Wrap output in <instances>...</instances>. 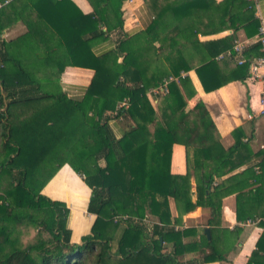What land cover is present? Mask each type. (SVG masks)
Instances as JSON below:
<instances>
[{
  "label": "trees",
  "instance_id": "16d2710c",
  "mask_svg": "<svg viewBox=\"0 0 264 264\" xmlns=\"http://www.w3.org/2000/svg\"><path fill=\"white\" fill-rule=\"evenodd\" d=\"M18 1L9 0L0 7V21H5L0 22V32L17 20L7 21L9 9L15 16L23 15L28 28L0 45V264H199L225 259L224 231L228 229L218 224L226 179L211 185L235 168L232 152L242 140L211 155L210 147L220 135L203 100L173 127L168 123L184 107V93L187 97L195 93L189 76H179L183 70L194 67L205 91L250 77V62L262 55L261 43L243 49L246 61L242 63L234 45L241 29L247 36L259 34L256 1L144 0L152 20L131 35L123 30L125 0H90V13L72 0H35L25 11L17 7ZM188 15L193 23L179 27L177 20ZM224 28L232 33L215 40L195 39L200 32ZM115 31L116 46L94 53L93 42L106 40ZM39 36L35 52L42 70L10 52ZM198 46L206 50L205 55L192 52ZM67 65L94 70L84 93L69 95L43 87V81L59 79ZM170 75L179 80L170 82L169 92L158 96L161 100L155 107L148 91ZM124 99L127 108L120 106ZM76 111L89 129L72 143L68 162L91 187L88 210L97 215L80 242L71 240L66 202L36 191L29 183L31 174L64 137V128ZM125 111L136 126L116 138L109 121ZM175 143L186 149L188 170L183 174L171 172ZM261 152L258 166L264 171V147ZM255 171L254 183H261L250 197L259 204L264 201V172ZM246 196L237 193L239 220L247 213ZM171 198L179 211L175 225H171ZM198 206L210 208L211 237L204 232L199 240L186 242L197 230L182 225V215ZM149 214L158 221L148 225L144 219ZM24 225L35 228L26 242L20 237ZM260 227L263 231L246 264H264V221ZM236 231L238 227L229 230L232 237ZM168 243L170 249L165 250ZM194 251L199 257L180 258Z\"/></svg>",
  "mask_w": 264,
  "mask_h": 264
},
{
  "label": "crops",
  "instance_id": "0c3cea01",
  "mask_svg": "<svg viewBox=\"0 0 264 264\" xmlns=\"http://www.w3.org/2000/svg\"><path fill=\"white\" fill-rule=\"evenodd\" d=\"M8 1L9 0L2 2V5ZM34 1L35 0H19L16 3H18V8L23 7L25 11V9L32 6ZM72 1L84 13L93 11L90 0ZM216 1L222 2L223 0ZM122 10L124 18L123 30L129 33L128 35L145 29L152 20L144 0H125L122 5ZM12 11L13 9L7 11V21L11 20L13 17H16L17 20L2 29L0 32V45L5 42L8 43L27 32V25L21 20L23 15L18 14V16H15ZM215 12L216 15L220 14L216 9ZM203 14L205 15V13ZM255 14L261 20V24L264 25V0L256 1ZM204 18L208 19V16H204ZM193 20L192 16L188 15L177 20V24L179 27H187L193 23ZM3 22L5 21L3 20ZM209 31L213 30L200 32L195 39L197 41L215 40L232 33V29L226 28L218 32ZM31 38L34 42H29L28 39L21 47L17 46L16 48H10V52H14L19 56L21 55L28 66H33L35 69L38 68V70H42L43 64L39 61L41 58H39L35 52V50H37L36 38L42 39V37ZM117 38L118 34L115 31L106 40L99 42L94 41L92 45L93 52L100 54L114 48L117 44ZM257 39L258 34L247 36L244 29L237 32L236 41H239L243 48L251 47ZM192 52H197L199 55L206 54V50L200 46L196 47L195 50L192 49ZM54 69L56 71L59 70L54 67H52L51 70ZM186 73V76L190 78L189 86L195 89V93L187 97L183 91V86H181L182 93H184L185 97V105L169 121L168 126L173 127L197 101L203 100L220 135L219 140L210 147L211 155L217 156L232 146L236 139L240 138L242 140L239 148L232 152V160L236 162L235 168L222 176L216 177L211 185L212 187L215 183H221L226 179V181H224V187H226V189L222 196L221 216L218 224L224 230L228 229L227 232L224 231L227 235L225 243L223 244L225 259L200 262L199 264H246L252 251L256 248L257 240L263 231V228L260 226L245 225L248 218L264 216V201L259 204H254L252 203L254 199L251 201L250 197L255 186L261 183H254V176L257 173L255 170L259 171V173L263 171L258 166L263 156L261 151L264 147V114L261 106L263 84L249 77L243 81L233 79L214 90L205 91L194 67L186 70ZM93 76L94 70L91 68L67 65L59 79L50 82L47 80L43 81V87L62 90L69 95L81 94L85 92ZM150 89L148 91V97L156 107L161 99L151 95ZM113 114L115 113L113 112ZM109 126L113 135L116 138H120L129 129L135 127L136 123L125 111L119 117L111 118ZM88 129L89 126L85 124L83 115L79 111H76L64 128L65 134L62 140L55 146V149L52 150L50 155L38 165L29 179V183L36 191L53 199L66 202L70 209L68 222L72 230L71 240L73 242H80L81 237L90 232L97 217L96 214L88 210L92 192L91 187L85 182L83 176L77 173L68 162L71 155L70 148L72 143L80 134ZM186 157L185 146L181 143H175L172 147L171 155L172 173L183 174L187 172L188 164ZM230 165L227 166V168H229ZM248 167H252V169H247ZM192 184L193 198L196 199V181L194 176L192 177ZM243 192L247 194L245 201L248 209L247 213H242L245 218L239 220L237 217V193ZM170 210L171 225H175V220L179 216V211L177 209V201L174 198L170 199ZM210 217V208L205 206H198L195 210L183 214L181 224L197 230L194 234L186 237L185 241L190 242L199 240L201 234L209 227L208 220ZM144 221L148 223V225H151L158 220L155 216L149 214ZM234 227H238V231H236V234L232 237L229 230H233ZM170 246L171 244L168 243L165 250H169ZM196 257H199V253L196 251L180 256L182 260H189Z\"/></svg>",
  "mask_w": 264,
  "mask_h": 264
},
{
  "label": "built area",
  "instance_id": "2783aa9c",
  "mask_svg": "<svg viewBox=\"0 0 264 264\" xmlns=\"http://www.w3.org/2000/svg\"><path fill=\"white\" fill-rule=\"evenodd\" d=\"M257 1V0H254ZM2 6V2H0V7ZM257 41H259L261 43V50H262V55L253 59L250 62V66H249V74H250V78L252 80L255 81H259L262 82L263 84V88H262V94H261V106H262V112L264 114V25L261 24V27L259 29V34H258V39ZM243 46L239 43V41L235 42L234 45V50L237 51L236 54V58L238 60L239 63H242L244 61H246V57H244L241 53L243 51ZM228 55L231 54V51L228 50L227 52ZM223 54H220L218 56V58L222 57ZM186 71H182L181 74L179 75L180 77H184L186 76ZM179 76L177 75H170L166 78H164L162 84L156 86V87H152L150 89V94L158 97L160 95H165L169 92V84L171 81H178L179 80ZM120 106H124L127 107L128 106V100L124 99ZM84 176V175H83ZM119 217H116V220H118ZM128 215H121V219H127ZM261 221H264V217L263 216H255L252 218H248L245 222V225H253V226H260ZM178 227V226H176ZM185 264H188V262H185Z\"/></svg>",
  "mask_w": 264,
  "mask_h": 264
},
{
  "label": "rangeland",
  "instance_id": "374dc122",
  "mask_svg": "<svg viewBox=\"0 0 264 264\" xmlns=\"http://www.w3.org/2000/svg\"><path fill=\"white\" fill-rule=\"evenodd\" d=\"M38 60V58H37ZM21 233H20V237L22 239V241L26 242L28 241L33 235H34V232H35V228L34 227H31V226H22L21 227Z\"/></svg>",
  "mask_w": 264,
  "mask_h": 264
},
{
  "label": "water",
  "instance_id": "95a60500",
  "mask_svg": "<svg viewBox=\"0 0 264 264\" xmlns=\"http://www.w3.org/2000/svg\"><path fill=\"white\" fill-rule=\"evenodd\" d=\"M205 232H206V234H207V237L210 238L211 235H210V229H209V227H207V228L205 229Z\"/></svg>",
  "mask_w": 264,
  "mask_h": 264
}]
</instances>
